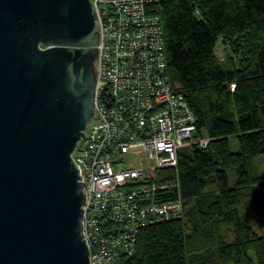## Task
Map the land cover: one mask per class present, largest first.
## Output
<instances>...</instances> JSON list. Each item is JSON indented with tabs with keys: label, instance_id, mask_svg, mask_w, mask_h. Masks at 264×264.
Returning <instances> with one entry per match:
<instances>
[{
	"label": "trees",
	"instance_id": "16d2710c",
	"mask_svg": "<svg viewBox=\"0 0 264 264\" xmlns=\"http://www.w3.org/2000/svg\"><path fill=\"white\" fill-rule=\"evenodd\" d=\"M158 4L168 73L197 116V134L211 140L205 149L182 148L176 171L159 174L161 180L177 174L189 207L176 220L143 228L123 264H264V233L244 220L253 208L264 228V172L251 176L247 170L249 157L264 155V0ZM219 39L236 63L217 58ZM229 168L237 175L233 186ZM208 186L213 189L206 192Z\"/></svg>",
	"mask_w": 264,
	"mask_h": 264
},
{
	"label": "water",
	"instance_id": "95a60500",
	"mask_svg": "<svg viewBox=\"0 0 264 264\" xmlns=\"http://www.w3.org/2000/svg\"><path fill=\"white\" fill-rule=\"evenodd\" d=\"M96 18L90 0H0V264H89L72 153L94 114Z\"/></svg>",
	"mask_w": 264,
	"mask_h": 264
},
{
	"label": "built area",
	"instance_id": "2783aa9c",
	"mask_svg": "<svg viewBox=\"0 0 264 264\" xmlns=\"http://www.w3.org/2000/svg\"><path fill=\"white\" fill-rule=\"evenodd\" d=\"M98 26L93 117L72 158L89 264H123L140 231L183 214L179 151L211 140L168 73L159 0H90ZM95 116V117H94Z\"/></svg>",
	"mask_w": 264,
	"mask_h": 264
},
{
	"label": "rangeland",
	"instance_id": "374dc122",
	"mask_svg": "<svg viewBox=\"0 0 264 264\" xmlns=\"http://www.w3.org/2000/svg\"><path fill=\"white\" fill-rule=\"evenodd\" d=\"M215 54L223 64H230V63H236L237 56L233 54V52L230 50V48L221 40L219 39L216 48H215ZM231 58V59H230ZM230 149L231 151H237L238 150V144L235 140L230 141ZM247 170L248 173L251 176H257L264 172V155L262 154H256L254 156L249 157L247 162ZM226 176H227V182L229 186H233L236 182V171L233 168H229L226 170ZM213 189V186L206 187L205 191L209 192ZM189 206L186 205L185 209ZM184 209V211H185ZM244 220L250 224L252 229L256 231L259 234L264 233V228H260L257 225L256 219H255V213L253 208H250L247 210L246 214L244 215ZM225 235L227 233L225 232ZM228 239H231V236L228 235Z\"/></svg>",
	"mask_w": 264,
	"mask_h": 264
}]
</instances>
